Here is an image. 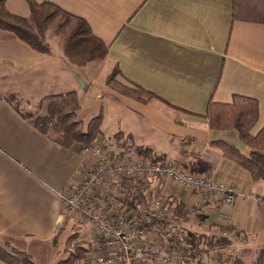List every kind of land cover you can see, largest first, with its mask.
Wrapping results in <instances>:
<instances>
[{
    "label": "crops",
    "instance_id": "0c3cea01",
    "mask_svg": "<svg viewBox=\"0 0 264 264\" xmlns=\"http://www.w3.org/2000/svg\"><path fill=\"white\" fill-rule=\"evenodd\" d=\"M33 1L50 2L85 21L105 51L103 61L84 66L67 63L61 52L55 53L54 58H61L54 65L57 77L47 80L55 87L45 95L74 91L79 101L93 90L95 98L103 101L96 142L121 134L134 147L150 150V157L142 155L145 158L176 162L215 184L231 187L237 194L232 209L223 207L218 197L201 198L198 192L158 179L151 181L149 190L166 205L174 201L184 206L181 235L233 233L248 242L236 262L254 264L264 247V210L258 203L264 200V181L254 180L211 144L223 142L243 155L249 152L236 131L209 129L204 114L209 101L230 104L234 96L253 99L258 117L249 134L264 132V23L235 21L232 0ZM4 6L18 17L29 16L27 0H4ZM46 58L13 33L0 30V64L25 69ZM113 68L119 72L118 82L143 89L152 98L139 102L108 87ZM37 102L21 109L0 98V241L38 264L31 256L39 253L35 246L49 244L54 249L69 233L63 246L72 237L73 245L85 248L78 261L82 264L93 232L68 219L59 223L58 196L66 186L79 182L81 145L65 148L38 131L36 118L47 114L48 102ZM81 111L80 106L77 116ZM28 114L35 116L25 117ZM199 200L204 201L201 209L196 207ZM146 219L157 223L152 216ZM82 229L83 237L77 241ZM157 243L166 241L157 239Z\"/></svg>",
    "mask_w": 264,
    "mask_h": 264
},
{
    "label": "built area",
    "instance_id": "2783aa9c",
    "mask_svg": "<svg viewBox=\"0 0 264 264\" xmlns=\"http://www.w3.org/2000/svg\"><path fill=\"white\" fill-rule=\"evenodd\" d=\"M81 155L79 182L69 184L58 196L59 220L70 219L93 232L82 264H235L239 250L248 245L246 240L224 231L217 237L228 247L219 255L191 257L169 230L171 225L181 228V222H172V209L149 190L151 181L158 179L190 193L198 192L201 198L218 197L223 207L232 209L237 194L231 187L215 184L176 162L145 158L124 138L81 146ZM203 203L196 207L201 209ZM258 203L264 210V200ZM149 216L157 223L146 219ZM162 238L166 243L159 245L157 239ZM259 252L264 255V247Z\"/></svg>",
    "mask_w": 264,
    "mask_h": 264
},
{
    "label": "trees",
    "instance_id": "16d2710c",
    "mask_svg": "<svg viewBox=\"0 0 264 264\" xmlns=\"http://www.w3.org/2000/svg\"><path fill=\"white\" fill-rule=\"evenodd\" d=\"M27 2L30 9L29 16L18 17L5 9L4 0L0 1V30L13 33L29 47L43 53L36 45L42 47V49H47V46L39 43V39H41L45 29H51L63 38L65 48H72L71 46H74L72 42L77 40L75 44L77 49L74 46L73 52L79 53L83 57L89 52L87 45L84 44V40H86L87 44L90 43V46L95 43L96 46L102 49L101 58L104 59V48L92 36L85 21L63 11L50 2L36 3L33 0H27ZM232 8L235 21L244 20L264 23V0H232ZM64 53L67 54L66 50H64ZM95 59L99 58H88L82 64L71 63L84 66ZM116 76L119 77L117 69L112 75L111 73L108 75L106 84L121 95L139 102H146L152 98V94L143 89L131 88L119 83L115 80ZM45 101L48 102L47 114L44 117L36 118L35 125L38 131L49 137L57 145L65 148L75 143L88 146L97 140L100 134L102 114L100 112L86 124L78 120L77 112L80 106L77 94L74 91L47 96ZM34 116L32 114L25 115L28 118H34ZM257 117V102L242 96H234L230 104H216L209 101L204 114L209 129L236 131L239 139L245 144L249 152L247 155H243L236 148L223 142L211 144L218 148L225 158L246 170L254 180L264 181V132L255 137L249 134ZM115 138L121 139L122 136L118 134ZM126 140L131 141L129 137H126ZM135 151L139 155L151 156V151L143 147H135ZM167 206L172 208V222L176 224L185 218L186 213L182 204H175L174 201H171ZM172 226L174 225H171L169 230L175 233L174 240L182 242L191 257L210 253L219 255L228 247V243L224 239L218 238L217 235L198 236L186 233L181 235L179 229L176 228L177 226ZM71 238L67 239L66 246L72 244ZM73 248L79 250L80 253H70L66 260L58 264L78 263L86 249L79 247L78 244ZM0 261L5 264H34L28 254L11 247L6 241H0ZM238 263L240 264V261L236 262V264ZM254 264H264V255L259 254Z\"/></svg>",
    "mask_w": 264,
    "mask_h": 264
},
{
    "label": "rangeland",
    "instance_id": "374dc122",
    "mask_svg": "<svg viewBox=\"0 0 264 264\" xmlns=\"http://www.w3.org/2000/svg\"><path fill=\"white\" fill-rule=\"evenodd\" d=\"M41 27L43 29L42 25ZM39 43L47 46V49H42V47L34 43V45H36L43 52L42 54L48 57L42 64L36 65V67L25 69H16L11 67L10 65L0 64V98H9L8 101L10 100L9 102L14 104V106L18 104L20 108H26V103L38 101V104L45 100V98L47 97L45 93H47L49 87L50 89H53V87H55V85H49V83H47V80L51 81V78L56 79L58 67L54 65L56 60L61 59L54 58L55 53L57 54L61 52L62 56L64 57L63 60L67 63L76 62L77 64H82V62H84L88 58L90 59L95 57L99 59H95L91 62L104 60L103 58H101L102 49L96 46L95 43H92V45L90 46V43L87 44L88 42L84 40V44L87 45L86 47L87 49H89V52L81 57L79 53L73 52L74 46L76 47L75 44L77 43V40L76 42H72L74 44V46H71L72 48H65L63 38L51 29H45L43 31L42 37L41 39H39ZM64 50H66L67 54L64 53ZM66 56H68L69 58ZM114 71L115 69L113 68L111 71V75ZM92 91H89L86 95L82 94L81 99H79L82 111L79 116H77V119L81 120L83 123L89 121L90 118L95 117L101 110L100 106L103 101L101 99H96ZM64 220L66 219L59 220V223L61 224ZM70 222L73 223V221H69V223ZM66 228L67 226L65 227V229ZM83 234L84 230H79V237L77 238V241L83 237ZM68 235L69 233H66L61 236L59 244L54 249L49 244L36 245L35 247L39 249V253L37 257L31 255L34 262L38 264H48L49 262L57 264L64 261L68 257L65 255V253H67V255L74 252L80 253L79 250L73 248L76 244L73 245L70 243V245L66 247H64L65 245L63 246V243ZM85 244L86 243L82 242L81 245L85 246ZM73 264H75V262ZM246 264H250V262H247Z\"/></svg>",
    "mask_w": 264,
    "mask_h": 264
}]
</instances>
